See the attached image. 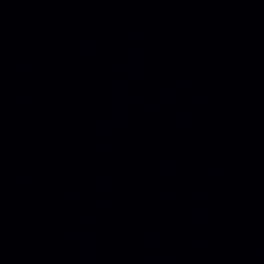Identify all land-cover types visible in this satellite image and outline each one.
Returning <instances> with one entry per match:
<instances>
[{"label": "water", "instance_id": "1", "mask_svg": "<svg viewBox=\"0 0 264 264\" xmlns=\"http://www.w3.org/2000/svg\"><path fill=\"white\" fill-rule=\"evenodd\" d=\"M264 62V0H211Z\"/></svg>", "mask_w": 264, "mask_h": 264}]
</instances>
